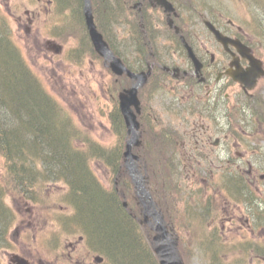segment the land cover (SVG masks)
Masks as SVG:
<instances>
[{
	"label": "trees",
	"instance_id": "obj_1",
	"mask_svg": "<svg viewBox=\"0 0 264 264\" xmlns=\"http://www.w3.org/2000/svg\"><path fill=\"white\" fill-rule=\"evenodd\" d=\"M1 57V56H0ZM20 67V74L26 76V68L22 65L21 61H18ZM13 66V65H12ZM19 70V69H18ZM42 94V100L37 102L33 98V94L29 93L26 99L32 100L36 103V109L43 112V114H49V111L45 109L46 105L51 104L50 108L53 109L51 114H56L60 121L65 118L71 124V120L68 114L60 107L46 98L43 90L37 87ZM4 97V96H3ZM12 102L11 98H5L0 101V106L5 102ZM1 110V109H0ZM16 104L14 102V111H16ZM72 127V126H71ZM71 134L67 138L64 135L59 136L53 134L55 141L50 144L51 153L44 155L41 151L40 154L32 153L24 150L25 152L20 154L16 159L14 154L18 153L21 149L13 147L11 144L4 142V150L8 157L12 161L13 174L19 181H31L32 178L41 180L43 177L46 179L53 178H67L69 182V193L75 209L81 211V209H96L101 211V222L98 226V231L93 233L89 226L86 229L89 233L93 234L95 246L102 252H107L108 259L111 264H154L155 259L153 253L147 242L144 241V237L138 230L137 224L134 225L129 219V215L126 210L122 208L120 198H118L115 189L105 190L102 186L96 185V182L89 176V168L86 165L85 155L81 156V149H84L81 144L76 143L81 138L76 136L77 133H81L75 128L71 129ZM13 137L14 134H11ZM62 141L63 144L59 143ZM76 145H75V143ZM68 146L70 150L76 152L81 157L76 156L73 159H68V150L65 149L61 154L59 162L53 158V155L57 153L60 146ZM22 151V150H21ZM64 154V155H63ZM33 175H37L34 177ZM94 181V184H92ZM0 202L2 203V196L0 195ZM112 231V233H108ZM104 234V235H103ZM102 235V236H101ZM109 245H114V248H110Z\"/></svg>",
	"mask_w": 264,
	"mask_h": 264
},
{
	"label": "bare ground",
	"instance_id": "obj_2",
	"mask_svg": "<svg viewBox=\"0 0 264 264\" xmlns=\"http://www.w3.org/2000/svg\"><path fill=\"white\" fill-rule=\"evenodd\" d=\"M179 20L181 21L180 23L193 27L192 20L183 18L182 13L179 14ZM197 35L201 36L199 33ZM113 43L119 55L131 56L139 61L140 64H144L149 58L135 42L125 45L123 47L125 49L124 53L118 49L120 48L118 44L114 41ZM18 61L17 56H13V54L12 57L6 55L0 57V101L4 100V97L13 100L10 103L7 101L4 105L0 106V129H2V132H0V146L4 148L5 142L7 144L12 143L13 147L21 149L22 151L20 150L13 155L16 159L20 154L25 152L24 150H32L29 152L37 154H40L39 151H41L44 155H48L51 153L49 143L55 141L53 134L64 135L68 138L73 128L65 118L60 121V118L56 114H51L53 111L50 108L52 103L40 105L46 106L45 109L49 111V114H43L42 111L36 109L35 100L37 102L41 101L42 94L27 76L20 74L21 69ZM28 92L33 94L34 102L26 99ZM14 102L16 104V111H14ZM11 134L15 136L13 137ZM59 143L63 144L62 141H59ZM65 149L68 150V159H73L76 156L81 157L76 152L70 150L68 146L63 145L53 155V158L59 162L61 154ZM33 176L36 177L37 175ZM32 180L35 181L36 178H32ZM5 210L3 203L0 202V220L8 221L11 218V214ZM100 212L96 209H81V211H78L76 218L66 217L60 223L62 227L67 225L75 226L76 224L77 226H84L86 228L88 225L89 229L95 233L94 231H98L101 216H103L102 214L100 215ZM108 233H112V231L108 230ZM108 246L112 249L114 248V245L108 244Z\"/></svg>",
	"mask_w": 264,
	"mask_h": 264
},
{
	"label": "rangeland",
	"instance_id": "obj_3",
	"mask_svg": "<svg viewBox=\"0 0 264 264\" xmlns=\"http://www.w3.org/2000/svg\"><path fill=\"white\" fill-rule=\"evenodd\" d=\"M8 2H9V0H0L1 9H4L5 8L4 4L6 5ZM183 2L181 1L180 3L183 4ZM217 3L221 4L222 7L225 8V13L228 11L227 12L228 14L226 15V20H227V18L230 17V18H232L234 20V22H236L237 25H241V24L245 25V24H247V22L254 23V14H253V10H252L253 6H252V2L250 0H218L217 2H212L211 3L212 6H213V10L212 11H214V8L217 5ZM192 4L193 5L188 10V12L190 10L191 11L194 10V7L197 8L198 10L203 9L204 1L203 0H193ZM220 7L221 6H218L217 9H220ZM217 9H215V10H217ZM212 11L206 10V11H204V13H206L208 15V13H211ZM217 12L219 13L221 11L217 10ZM19 13H20V11H16L15 12V15H14L15 18H16L17 15H19ZM225 13H224V17H225ZM78 14H79V19L78 20H72V17L74 16V12L71 11V13L69 15L61 17L62 19H61L60 22L58 21L59 22L58 24L56 23V24L51 25V30L59 32L60 34H65L63 38L65 40H67L68 34L71 31L70 28L73 25H75L76 28L79 29V30L84 29L83 28V17L81 16L80 12H78ZM160 15L162 17L161 13H160ZM208 17H211V16L208 15ZM189 18H190V12H189ZM261 18H263V21H264V13L261 16ZM9 20H11V23H12L11 28L14 31V35H15V38H16L17 42H20V39L21 40H25V38H29L30 37L31 34H29L28 31L26 30L27 27L29 26V25L27 26V23H26L27 19H24V21H23L24 23L23 24H19L15 19H9ZM192 24H193V29H198L200 31V33L207 34V32L205 31L204 24L199 20V17H198V15L195 14V12H193V14H192ZM161 25L167 27V25H165V20H164V23H162ZM108 27H109V33H107L108 38L110 40L112 39L116 44H118L119 47H120L118 49L121 50L124 53L125 49H123V47L125 45H127L128 38H126L124 36V33L122 31H119L118 25H115V26L114 25H110ZM43 30L47 31L44 28H43ZM36 32L38 33L37 39H41V38L44 37L43 33H40V27H37ZM31 36H33V35H31ZM166 36L169 37V36H171V34H168V35L166 34ZM47 37H49V34H47L45 36V38H47ZM78 40L80 42L82 41L81 39H78ZM71 41L72 40H70L69 42L66 43L68 45V47H70V48H71ZM23 42L26 45V42L25 41H23ZM209 46L211 48H214V46L212 44H210ZM68 54L64 55L63 57L68 56ZM54 66L55 65L49 64V63H48V66L45 65V64L44 65L43 64L42 65L39 64L36 67V70L42 72L44 75L49 77V72L47 70L49 68H51V69L54 68ZM68 66L71 67L73 65H72V63H69ZM66 71H69V69L66 68L65 73H64V75H66V79H70L69 81H71V76L72 75H73V77L75 76L74 77V81L75 82L77 81V83L75 84L74 82H72L71 86H73L74 88H77V92L81 91V92L84 93V91H85V92L93 93L94 91H96V87H95L94 84H92L93 87L92 86H88V85L79 86V83H82L83 81L81 79H77L76 75L73 74L72 72H66ZM53 72L57 76V78H59V79L64 76L61 73V69L59 71L54 69ZM83 73L84 74L90 73L92 75V77L94 79L96 78L98 81H106L108 79L106 71L104 69L100 68L99 66L94 67V68L93 67H87V68H85L83 70ZM71 86H70V88L72 90ZM78 97H80V100H81L80 104L81 103L83 104L85 102L86 98H88V96L86 94L83 95L82 93H79ZM94 97L95 96L92 95V99L89 101V103H87L90 106V107H86V108H89V110L85 111V114H88L87 117H86V119L88 120L87 122L92 128L93 127H97V129H96L97 130V134L103 136V139L109 141L110 140V131H109V129L106 128V125H104V123L102 122V120H103L106 123V119H104L102 116H98L96 114V113H99L97 108H95V109L93 108V106L95 104V98ZM261 102L263 104V110H264V99L260 100V103ZM98 103L101 106H104L106 108L105 99L104 100L99 99ZM159 103H160V101L157 102L155 105L152 103L154 111H157V110L160 111L161 106L159 105ZM260 103H258V106H260ZM259 123L262 124L261 120L259 121ZM260 135H262V137L259 140H257V142L258 141L261 142L260 146H264V134L261 133ZM254 144H255V141L253 140L252 141V146H254ZM94 165H96V170H97V175L96 176L100 177V179H101L100 180V185L102 187H104V188H107L108 185L111 186V184L108 183L109 182V176H107L108 174H107L106 167L101 162H98V163H96ZM60 197H61V190L57 191V189H56L54 193H50L47 196L46 201L49 202V203L53 202L54 208H55L56 207V201ZM43 202H45L44 199H43ZM34 203H36V202H34ZM34 203L32 202L31 204H33V206L35 208H37V209L41 208V201L39 203H36V204H34ZM40 212H42V210H40ZM45 224H46V221H45ZM49 224H50V227L48 226V230L57 232L59 235H61L60 236L61 239L65 238V236L63 234L62 226L60 227V225H58V223L54 222L53 220H50ZM48 230H46V231H48ZM52 235L53 236H52L51 239L54 241V239H55L54 234H52ZM55 256H56L55 249L51 248L52 263H55V261H56ZM187 263L188 264H204V263L201 262V259L198 260L196 256H194V259L192 257H190V261L187 262Z\"/></svg>",
	"mask_w": 264,
	"mask_h": 264
},
{
	"label": "flooded vegetation",
	"instance_id": "obj_4",
	"mask_svg": "<svg viewBox=\"0 0 264 264\" xmlns=\"http://www.w3.org/2000/svg\"><path fill=\"white\" fill-rule=\"evenodd\" d=\"M238 56V55H237ZM234 56L227 55L226 53L219 54V58L212 56L211 63L215 65L216 67H221L225 69L228 67L231 59ZM240 62L243 65H246L248 63L247 59L243 56H238ZM229 81L226 82V87L229 88ZM220 93L219 87L215 90L209 89L207 85H204L203 88H198L196 90V84L192 83H179L177 85H166L165 91H164V100L166 105H171V96L178 97L180 96V101H191L192 98H194V101L196 103L198 102H205L204 94L208 95L211 92ZM172 92L174 93L172 95ZM208 106V105H207ZM200 109V110H199ZM199 110V111H198ZM203 108L201 107H195L194 112L197 113L200 118L195 120L193 125V131L196 132L198 137L200 139H197L196 141V147L197 152H199L201 155L198 159V161L194 162L191 166H201V165H212V164H222L220 165V168H229L232 173L235 174V177H227L229 180H236L238 178V171L241 170L240 165H237L236 162H247L251 161V158L248 156V151L244 152L246 154V157L243 158L241 161H238L236 158V148L237 143L229 139V132L231 131V126L228 123L222 122L221 117H214L217 123H213L212 121H208L206 118L204 112L202 111ZM223 114H221L222 116ZM204 121V122H202ZM240 146L245 147V145L240 144ZM234 163V164H232ZM215 177L211 178V181H214ZM253 212L256 213V207L251 208ZM217 210L211 211L215 213ZM221 211V210H220ZM219 211V213H220ZM218 212V211H217Z\"/></svg>",
	"mask_w": 264,
	"mask_h": 264
},
{
	"label": "water",
	"instance_id": "obj_5",
	"mask_svg": "<svg viewBox=\"0 0 264 264\" xmlns=\"http://www.w3.org/2000/svg\"><path fill=\"white\" fill-rule=\"evenodd\" d=\"M93 36L95 37V34ZM157 252L161 253L162 264H182L178 254L175 252V244L172 242L159 245Z\"/></svg>",
	"mask_w": 264,
	"mask_h": 264
}]
</instances>
